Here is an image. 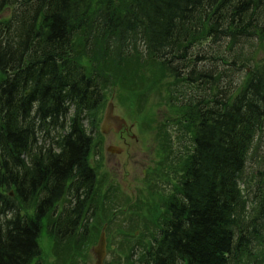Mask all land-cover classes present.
<instances>
[{
  "label": "trees",
  "instance_id": "1",
  "mask_svg": "<svg viewBox=\"0 0 264 264\" xmlns=\"http://www.w3.org/2000/svg\"><path fill=\"white\" fill-rule=\"evenodd\" d=\"M255 38L264 41V0H0V264H32L44 229L85 242L97 187L85 121H99L107 71L149 62L215 90L182 106L193 144L179 190L131 264H263L264 160L253 179L244 173L264 136V57L226 91L222 72L196 67L194 54L210 40L238 59L235 48ZM68 188L73 205L58 211Z\"/></svg>",
  "mask_w": 264,
  "mask_h": 264
},
{
  "label": "rangeland",
  "instance_id": "2",
  "mask_svg": "<svg viewBox=\"0 0 264 264\" xmlns=\"http://www.w3.org/2000/svg\"><path fill=\"white\" fill-rule=\"evenodd\" d=\"M210 43V40L204 41L194 51L195 55H200L195 66H201L202 70L213 69L215 74L222 72L218 85L226 91L236 90L246 76L245 68L254 67L264 57V41L258 38L235 46L238 59L233 58L226 43L221 47L210 46ZM80 48L76 43V49ZM76 54L81 63L92 65L86 55ZM204 56L209 59L201 60ZM223 56L231 65L223 62ZM233 62L236 63L233 65ZM149 63H141L140 67L129 71H121L122 68H114L113 73L107 71L108 89H105L99 121L94 128L85 121L87 131L94 136L89 160L97 173V187L86 206L89 231L85 242L81 243L78 238L57 242L44 229L40 238L41 256L32 264H95L94 249L102 233L106 244L104 264H131L156 236L172 195L178 193L181 162L187 158L193 144L192 126L178 121L185 112L182 106L188 99L201 98L210 94V88L215 89L205 82L200 88L177 82L165 74L158 63ZM135 69H139L138 72ZM110 101L114 112L127 122L129 135L125 132L123 138L114 132L104 134L99 130ZM180 126L186 132L181 142L177 135ZM170 144L172 154L168 152ZM110 145L119 146L123 151L110 153L107 150ZM257 147L251 152L245 169L247 181L263 166L264 136ZM178 152L184 153L179 156ZM69 190L59 203L58 211L73 205ZM132 247H138V252L130 256ZM263 250L257 249L259 253Z\"/></svg>",
  "mask_w": 264,
  "mask_h": 264
},
{
  "label": "water",
  "instance_id": "3",
  "mask_svg": "<svg viewBox=\"0 0 264 264\" xmlns=\"http://www.w3.org/2000/svg\"><path fill=\"white\" fill-rule=\"evenodd\" d=\"M125 124L126 121L121 116L114 114V104L112 101H110L104 113V118L101 124V131L103 133H109L111 130H113L114 132H118ZM108 150L112 153H120L122 151V148L118 146H110ZM94 252L97 255L96 264H103L104 258L106 256L104 233H102L97 246H95Z\"/></svg>",
  "mask_w": 264,
  "mask_h": 264
},
{
  "label": "flooded vegetation",
  "instance_id": "4",
  "mask_svg": "<svg viewBox=\"0 0 264 264\" xmlns=\"http://www.w3.org/2000/svg\"><path fill=\"white\" fill-rule=\"evenodd\" d=\"M129 129H127V127H124V128H122L121 130H120V132L119 133H115V134H118V135H120V136H122V138H123V133H125L126 132V134L127 135H129V131H128ZM125 141V140H124Z\"/></svg>",
  "mask_w": 264,
  "mask_h": 264
}]
</instances>
